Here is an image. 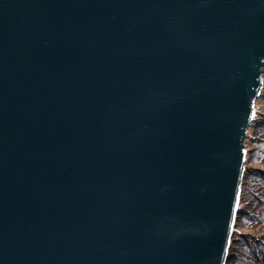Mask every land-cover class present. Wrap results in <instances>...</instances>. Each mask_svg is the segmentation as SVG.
<instances>
[{
	"label": "water",
	"instance_id": "water-1",
	"mask_svg": "<svg viewBox=\"0 0 264 264\" xmlns=\"http://www.w3.org/2000/svg\"><path fill=\"white\" fill-rule=\"evenodd\" d=\"M264 0H0V264H226Z\"/></svg>",
	"mask_w": 264,
	"mask_h": 264
},
{
	"label": "trees",
	"instance_id": "trees-1",
	"mask_svg": "<svg viewBox=\"0 0 264 264\" xmlns=\"http://www.w3.org/2000/svg\"><path fill=\"white\" fill-rule=\"evenodd\" d=\"M259 104V107L257 105ZM255 118L246 132L245 183L226 264H264V80L255 101Z\"/></svg>",
	"mask_w": 264,
	"mask_h": 264
},
{
	"label": "rangeland",
	"instance_id": "rangeland-1",
	"mask_svg": "<svg viewBox=\"0 0 264 264\" xmlns=\"http://www.w3.org/2000/svg\"><path fill=\"white\" fill-rule=\"evenodd\" d=\"M263 85V84H262ZM255 105V104H254ZM257 105H258V107H259V104L257 103ZM254 108H255V106H254ZM255 111H256V108H255ZM247 137H246V139H245V143H244V145L246 146V144H247ZM245 150H246V148H244ZM246 165V171L247 170H251V168L249 167V165L248 164H245ZM244 183H245V177H244V175H243V177H242V185H241V189L243 188V185H244ZM230 254H233V252L232 251H230Z\"/></svg>",
	"mask_w": 264,
	"mask_h": 264
},
{
	"label": "bare ground",
	"instance_id": "bare-ground-1",
	"mask_svg": "<svg viewBox=\"0 0 264 264\" xmlns=\"http://www.w3.org/2000/svg\"><path fill=\"white\" fill-rule=\"evenodd\" d=\"M262 80H264V73L262 75ZM241 185H242V180H241ZM233 250V240L232 238L230 239L229 246H228V252Z\"/></svg>",
	"mask_w": 264,
	"mask_h": 264
}]
</instances>
